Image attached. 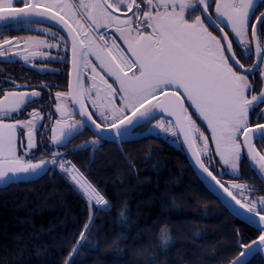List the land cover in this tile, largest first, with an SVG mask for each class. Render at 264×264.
<instances>
[{
    "label": "snow or ice",
    "instance_id": "1",
    "mask_svg": "<svg viewBox=\"0 0 264 264\" xmlns=\"http://www.w3.org/2000/svg\"><path fill=\"white\" fill-rule=\"evenodd\" d=\"M259 7L257 0H0L2 62L17 57L46 71L35 63L37 53L28 51L44 45L63 55L45 53L42 60L70 63L72 69L67 91L54 94L59 118L52 126L45 123L51 111H27L30 103L44 98L34 86L5 77L14 89L33 90L0 89V187L42 179L58 169L88 208L87 223L62 264H79L80 251L93 250L88 239L92 209L110 210L102 191L67 157L88 147L99 151L105 143L122 145L146 127L186 145L193 171L230 198L235 215L257 223L259 235L251 243L237 233L240 255L229 264H247L242 258L253 246L264 251V195L251 198L264 188L234 181L226 186L213 171L239 178L246 157L264 181V147H257L258 142L264 145V11L257 15ZM43 24L50 27H39ZM20 30L51 34L58 42L6 35ZM253 57L255 62L245 63ZM42 87L51 97L50 88L58 85ZM194 113L206 125L204 131ZM84 131H92L94 138L59 151ZM48 133L47 143L38 142V135ZM120 215L126 219L124 211ZM170 242L162 232V245Z\"/></svg>",
    "mask_w": 264,
    "mask_h": 264
},
{
    "label": "trees",
    "instance_id": "2",
    "mask_svg": "<svg viewBox=\"0 0 264 264\" xmlns=\"http://www.w3.org/2000/svg\"><path fill=\"white\" fill-rule=\"evenodd\" d=\"M143 137L89 166L68 156L110 207L92 209L88 239L93 250L82 249L79 264H229L236 259L241 251L237 233L251 243L259 230L232 215L205 188L178 139L171 144L160 136ZM244 161L238 183L260 182ZM88 216L84 198L58 169L42 179L0 188V264H62ZM162 232L171 238L166 248ZM247 264H264V257L258 253Z\"/></svg>",
    "mask_w": 264,
    "mask_h": 264
},
{
    "label": "flooded vegetation",
    "instance_id": "3",
    "mask_svg": "<svg viewBox=\"0 0 264 264\" xmlns=\"http://www.w3.org/2000/svg\"><path fill=\"white\" fill-rule=\"evenodd\" d=\"M261 3V0H257V4L259 7V4ZM264 11V7H259V11L257 12V15H259V12ZM21 27L23 28L24 26L21 25ZM39 27L41 28H48L50 27L49 24H43L40 25ZM226 31L228 29H225ZM53 32L56 33V37H59V35L61 34L56 28L52 29ZM101 31H107L109 34L114 33V29H106V30H101ZM6 35L8 36H19L22 38H35L36 40H47L48 43H56L58 42L57 39L55 37H53L51 34H48L47 36H45L44 34H42L39 31H28V30H20V31H11L6 33ZM109 38V37H106ZM235 46V43H234ZM21 48L24 47L23 44H21L20 46ZM28 51L30 52H36L37 56H36V61L35 63L37 65H39L40 68L43 69H47L46 71H39L37 69V67H33L30 64H25L23 63L22 60H20L17 57H13L14 62L12 63H7V62H2L3 58H0V89H2L3 91L7 92V91H32L33 88H28V89H14L10 83L5 82V77H10L12 80H14L17 84H29L34 86V90L36 91H40L43 95V99H37L34 100L32 103H30L28 105L27 111L31 112L34 108L38 109L42 115H46L49 111H51L52 115H51V119L50 120H45V123L48 126H52L54 124V121L56 119L59 118V114L55 111V105L56 102L54 100V94L56 92H65L67 91L66 88V84L70 81L71 79V66L70 63H64V62H60L57 60H42L41 59V54H47L51 57H57L58 55H63L62 52H58L55 48L53 49H48L47 47H45L44 45H34L31 48L28 49ZM68 59L70 60V56L68 57ZM255 62V57H253L252 61H245L246 64H250ZM54 70V71H53ZM250 79H252V77H250ZM49 84V85H58V87H51L50 91L53 94L51 97L47 95V90H45L42 85L43 84ZM0 99H3V96H0ZM65 103H68L69 105V110H71V104L68 101H65ZM21 119H25L26 116H21ZM160 117H157V119H159ZM74 119H80L79 116H75ZM167 119V118H165ZM193 119L196 120V124L201 128L202 131L205 130L206 125L196 117V114H193ZM152 124H155L156 121L153 120L151 122ZM41 132L43 133L44 130L41 129ZM137 133H143L145 135H149V136H160L162 138H164L168 143H176V137H173L171 134H167V133H163L160 132L159 130H154V131H149L147 129V127L143 130H137ZM51 133H48L47 136H43V135H38L37 139L38 142H43V143H47L48 142V136H50ZM94 138L93 132L92 131H84L80 136H78L76 139H73L68 145L67 148H60L59 151L62 149L64 151H68L70 149L75 148L76 146L80 145V144H84L86 141L91 140ZM144 138V137H143ZM179 144L180 143V140ZM126 143H130V142H126ZM123 143L122 145L126 144ZM121 145V146H122ZM257 147L258 148H262L264 147V145H261L259 142L257 143ZM116 148L120 151L119 148V144L117 143H105L103 144V146H101L99 148V151H95L94 152V156L95 158L100 157V155L102 157H105L107 154H112ZM182 148V146H181ZM57 149H52V151H56ZM93 153V148L88 147L86 150H81V151H77L74 155L78 158H81L84 160V162L88 161V166L92 164L91 161V156ZM38 155H45L44 153H39ZM246 162L249 164L247 158L245 157ZM207 163V161H206ZM244 165H245V161L242 164V172L244 171ZM250 166V164H249ZM217 168L220 167V165L216 166ZM251 167V166H250ZM252 168V167H251ZM253 170V169H252ZM214 174L217 175L218 179H221L222 182L225 183V185L227 186L228 182L230 181H234L236 183H238L237 181V174H232L229 173L226 175L221 176L219 174V172H216L215 169H213ZM259 178V177H258ZM260 179V178H259ZM242 184V183H241ZM252 185H255L256 188H262V186L264 187V183L261 181L260 182H256ZM258 193V192H257ZM238 195L239 198V194L235 193ZM245 196H248V193H244ZM252 199H255L254 197H251Z\"/></svg>",
    "mask_w": 264,
    "mask_h": 264
},
{
    "label": "water",
    "instance_id": "4",
    "mask_svg": "<svg viewBox=\"0 0 264 264\" xmlns=\"http://www.w3.org/2000/svg\"><path fill=\"white\" fill-rule=\"evenodd\" d=\"M165 118H167L166 114H165ZM143 136H145V134H143V133H136L135 135H133L132 137H130L128 141L138 140V139H141ZM180 143H181V141H180ZM119 146L121 148V151L123 152V149H122V147H121L120 144H119ZM181 146H182V149L185 152V155H186V157H187V159H188V161L190 163L191 162V156H190V153L187 150L186 145H183L181 143ZM93 156H94V150H93V153H92V156H91V161H92ZM248 162H249L250 166L252 167V169L254 170L253 166L251 165V162L250 161H248ZM190 165H191V163H190ZM191 167L193 169L194 168V165H191ZM254 172L260 178L258 169H255ZM195 174H196V176L198 177V179L201 182L203 181L202 183L205 186V188H207L214 196H216L220 200V202L226 207V209L232 215H234L236 218L240 219L241 221H243V222L247 223L248 225H250V226H252V227H254V228H256V229L259 230L257 223L249 222L246 219H244L243 217H240V216L235 215V213L232 211V209L234 207H237V206L234 205V203L230 200V198L227 197V195L225 193L222 192V190H220L215 185L210 184L207 181H205L204 180V177L201 176L198 171H195ZM33 179H36V178H33ZM262 182L264 183V181H262ZM0 188H2V187H0ZM258 253H260L264 257V251L259 250V245L253 246V249L246 256H244L242 258V260L248 262L253 256H255Z\"/></svg>",
    "mask_w": 264,
    "mask_h": 264
},
{
    "label": "rangeland",
    "instance_id": "5",
    "mask_svg": "<svg viewBox=\"0 0 264 264\" xmlns=\"http://www.w3.org/2000/svg\"><path fill=\"white\" fill-rule=\"evenodd\" d=\"M50 159V158H49ZM79 166V165H78ZM81 169V168H80ZM82 170V169H81ZM83 171V170H82ZM84 172V171H83ZM85 173V172H84ZM85 175L87 176V174L85 173ZM87 178H88V176H87ZM89 179V178H88Z\"/></svg>",
    "mask_w": 264,
    "mask_h": 264
},
{
    "label": "bare ground",
    "instance_id": "6",
    "mask_svg": "<svg viewBox=\"0 0 264 264\" xmlns=\"http://www.w3.org/2000/svg\"><path fill=\"white\" fill-rule=\"evenodd\" d=\"M67 158H69V157H67ZM69 159H71V158H69ZM71 160H73V159H71ZM74 161V160H73ZM75 162V161H74ZM79 167V166H78ZM80 168V167H79Z\"/></svg>",
    "mask_w": 264,
    "mask_h": 264
},
{
    "label": "built area",
    "instance_id": "7",
    "mask_svg": "<svg viewBox=\"0 0 264 264\" xmlns=\"http://www.w3.org/2000/svg\"><path fill=\"white\" fill-rule=\"evenodd\" d=\"M69 159V158H68ZM71 160V159H70ZM81 170V169H80ZM82 171V170H81ZM83 172V171H82Z\"/></svg>",
    "mask_w": 264,
    "mask_h": 264
}]
</instances>
